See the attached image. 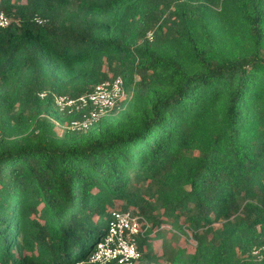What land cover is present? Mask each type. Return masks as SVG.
<instances>
[{"label":"trees","instance_id":"16d2710c","mask_svg":"<svg viewBox=\"0 0 264 264\" xmlns=\"http://www.w3.org/2000/svg\"><path fill=\"white\" fill-rule=\"evenodd\" d=\"M1 11L0 264H88L125 210L150 224L140 264H264L248 255L264 244V0ZM116 76L127 98L90 129L52 122L78 116L55 94ZM188 232L193 254L177 246Z\"/></svg>","mask_w":264,"mask_h":264},{"label":"built area","instance_id":"2783aa9c","mask_svg":"<svg viewBox=\"0 0 264 264\" xmlns=\"http://www.w3.org/2000/svg\"><path fill=\"white\" fill-rule=\"evenodd\" d=\"M9 23L6 14L1 11L0 27L5 28ZM151 35L152 33H149V36ZM46 95L47 92L40 93L42 99ZM127 95L122 76L95 84L91 91L79 96L55 94L56 111L78 116L66 123L56 118L50 117V119L62 132H84L113 112ZM149 225L144 217L135 215L131 211H113L107 234L88 258V264H140L142 253L138 248L137 236L143 235ZM248 255L256 262H263L264 244L255 245Z\"/></svg>","mask_w":264,"mask_h":264},{"label":"rangeland","instance_id":"374dc122","mask_svg":"<svg viewBox=\"0 0 264 264\" xmlns=\"http://www.w3.org/2000/svg\"><path fill=\"white\" fill-rule=\"evenodd\" d=\"M106 225V224H105ZM216 227H218L219 225H215ZM168 228H170L168 226ZM172 230V229H171ZM174 232V230H172ZM190 234L188 232V235H180V237L182 238V240H179L178 243H177V246H180V247H184L186 248L187 252L189 254H193V252L195 251V248H196V241L193 240L191 237H190ZM209 236H211L209 234ZM154 243L156 244V246H158V250L161 248V244H160V241L158 240H154ZM160 261H163L164 259H159ZM149 264H155L154 262L153 263H149ZM166 264H170V263H166Z\"/></svg>","mask_w":264,"mask_h":264}]
</instances>
